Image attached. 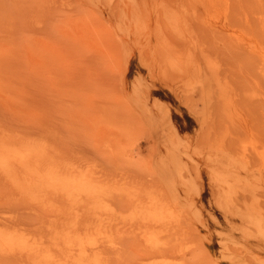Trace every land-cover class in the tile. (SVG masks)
Here are the masks:
<instances>
[{
  "label": "rangeland",
  "instance_id": "obj_1",
  "mask_svg": "<svg viewBox=\"0 0 264 264\" xmlns=\"http://www.w3.org/2000/svg\"><path fill=\"white\" fill-rule=\"evenodd\" d=\"M0 264H264V0H0Z\"/></svg>",
  "mask_w": 264,
  "mask_h": 264
}]
</instances>
